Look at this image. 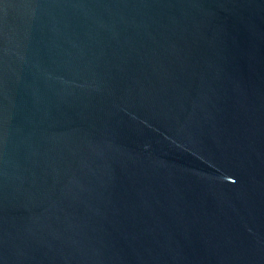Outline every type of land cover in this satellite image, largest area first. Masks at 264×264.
<instances>
[{
	"label": "water",
	"instance_id": "obj_1",
	"mask_svg": "<svg viewBox=\"0 0 264 264\" xmlns=\"http://www.w3.org/2000/svg\"><path fill=\"white\" fill-rule=\"evenodd\" d=\"M0 264H264V0H0Z\"/></svg>",
	"mask_w": 264,
	"mask_h": 264
}]
</instances>
